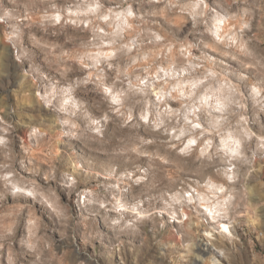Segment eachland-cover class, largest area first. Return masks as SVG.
<instances>
[{
    "label": "clouds",
    "instance_id": "clouds-1",
    "mask_svg": "<svg viewBox=\"0 0 264 264\" xmlns=\"http://www.w3.org/2000/svg\"><path fill=\"white\" fill-rule=\"evenodd\" d=\"M0 264H264V0H0Z\"/></svg>",
    "mask_w": 264,
    "mask_h": 264
}]
</instances>
